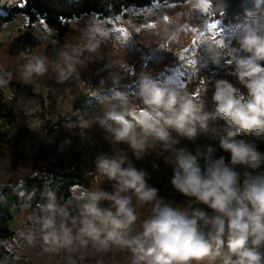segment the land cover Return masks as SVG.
Wrapping results in <instances>:
<instances>
[{
    "label": "clouds",
    "instance_id": "1",
    "mask_svg": "<svg viewBox=\"0 0 264 264\" xmlns=\"http://www.w3.org/2000/svg\"><path fill=\"white\" fill-rule=\"evenodd\" d=\"M221 3L224 11V0ZM106 35L98 25L87 26L83 32L89 41L87 50L98 52L101 37ZM234 36L238 52L213 40L203 42L214 64L231 53L228 62L236 77L235 84L227 79L215 81L210 106L205 98L194 99L185 88L158 84L142 72L138 74L139 105L120 91L101 96L106 83L102 79L93 94L100 97L101 112L88 119L80 116L78 125H67L79 127L83 136V129L98 123L110 142L127 144L137 160L147 153L149 139L155 140L164 152L171 153L173 189L211 214L200 207H173L148 183V173L136 168L126 155L102 154L96 158V171L111 182L112 191L82 190L74 185L73 198L65 204L48 193L47 202L40 205L36 223L46 251L89 245L108 250L116 245L131 252V264H264V171H257L264 168V152L254 142L264 140V14L246 11L235 25ZM58 55L63 63L58 65L57 82L80 78L78 61L69 55L67 46ZM46 61L39 55L26 58L21 82L31 84L45 75ZM91 61L90 57L86 64ZM106 67L117 69L110 71L108 79L118 85L121 69L128 66L111 61ZM11 80L12 73L0 72V88ZM210 124H219L211 131L230 160L217 158L211 145L197 147L195 154L176 147L180 138L195 141L208 133ZM137 204H151L152 211L133 235ZM34 238L28 234L30 243Z\"/></svg>",
    "mask_w": 264,
    "mask_h": 264
},
{
    "label": "rangeland",
    "instance_id": "2",
    "mask_svg": "<svg viewBox=\"0 0 264 264\" xmlns=\"http://www.w3.org/2000/svg\"><path fill=\"white\" fill-rule=\"evenodd\" d=\"M200 3L201 0H191L185 5L155 4L150 9L136 12L135 20L119 21L111 29H106L97 17H85L71 23L70 31L64 38L57 37L40 24L29 25L27 19L21 15L3 25L0 28V72H10L11 81L21 82L22 65L26 58L33 55L47 58L48 72L34 78L33 83L29 84L35 88V95L32 97H24L12 83L0 88L3 101L13 107L14 113L18 115L14 123L0 120V137L11 139L28 133L24 140L14 139L15 143L21 144L19 150L24 156L21 160L15 158L11 144H1L0 188L8 184L9 180L20 184L26 177L34 174V153L37 145L47 138L58 140V157L66 160L82 157L86 178L90 181V186H83L82 190L100 187L105 191H112L111 182L96 171V158L102 154L110 157L126 155L136 168L148 173L149 184L171 180V153L164 152L155 140L149 139L147 153L143 159L137 160L127 144L110 142L98 123L83 129V136L80 135L79 127L70 129L67 125L75 122L78 125L82 122L80 116L88 119L101 112L100 97H94L93 94L101 87L102 79L106 83L101 96H111L114 91H120L126 93L129 99L138 105V74L142 72L150 74L158 84L185 88L194 99L205 98L209 106L216 80L227 79L235 84L233 65L228 62L230 52L219 64L212 63L207 57L203 42L215 40L214 34L205 29L206 24L213 20H209L206 13L197 7ZM23 5L24 0H0L2 12ZM165 16L168 17L167 21L164 20ZM149 24H154L155 27H147ZM90 25H98L107 33L101 37L96 53L87 50L89 41L83 36L84 30ZM218 27L220 31L216 39L220 40L225 48L238 52L239 45L234 31L221 23ZM119 28L125 29L127 39L116 31ZM201 32H204V36H200ZM194 39H199L196 50L185 52V49L192 48ZM65 46L74 61H78L80 78L73 77L64 83H58L56 73L58 65L63 63L58 52ZM181 54L186 59H195L196 67L190 68L181 61ZM90 57L93 61L86 64ZM111 61L128 66L121 69L118 85H113L108 79L110 71H117L106 67ZM20 113L22 117L19 116ZM218 127L219 124H210L209 132L199 135L195 141L180 138L176 147H184L193 154L197 147L203 148L206 145L217 149L219 138L211 129ZM66 140L70 143H65ZM104 204L107 205V202ZM151 211V204L136 205L137 221L133 225V235L141 230L142 222L151 215ZM12 213L11 228L15 237L6 243L9 253L1 258L0 264H131V252L116 245L108 250H97L89 245L86 249L77 246L71 250L46 251L39 238V225L36 223V217L41 211L23 207ZM29 233L35 237L31 243L27 239Z\"/></svg>",
    "mask_w": 264,
    "mask_h": 264
},
{
    "label": "trees",
    "instance_id": "3",
    "mask_svg": "<svg viewBox=\"0 0 264 264\" xmlns=\"http://www.w3.org/2000/svg\"><path fill=\"white\" fill-rule=\"evenodd\" d=\"M191 0H24L23 6H15L12 9H0V28L12 22L15 16L25 17L29 25L40 24L52 31L57 37L64 38L70 31L71 23L85 17H97L103 22L106 29H111L119 21L135 20L136 12L152 8L155 4L185 5ZM225 9L222 10L221 0H208L209 10L206 13L209 20H219L220 23L234 31L235 25L241 22L248 10L258 11L264 14V0H260L257 8V0H224ZM16 90L24 97L35 95V88L22 82L11 81ZM22 117V113L20 115ZM18 115L13 107L8 106L0 95V120L5 119L14 123ZM28 133L17 135L11 139L0 137L1 144H11L15 158H24L19 150L20 141L26 139ZM258 150L264 152V140L254 141ZM34 153L33 175L26 177L20 184H14L11 180L0 188V260L8 255L6 243L13 240L15 232L11 228L13 220L12 211H19L26 207L30 210L41 211L40 205L48 200V193H54L57 203L65 204L72 199L74 185L90 186L86 178V170L82 157H72L70 160L58 157L59 142L57 139H46L37 145ZM215 156H224L230 160V154L219 148V141ZM238 171H243L239 166ZM264 171V168L257 170ZM151 186L159 189V196L173 207L195 208L200 207L210 213L203 205H198L175 191L169 181L153 182ZM211 214V213H210Z\"/></svg>",
    "mask_w": 264,
    "mask_h": 264
},
{
    "label": "snow or ice",
    "instance_id": "4",
    "mask_svg": "<svg viewBox=\"0 0 264 264\" xmlns=\"http://www.w3.org/2000/svg\"><path fill=\"white\" fill-rule=\"evenodd\" d=\"M156 7H160V5H156ZM197 7H199L200 9L203 10V12L207 13L208 10H209V4L207 3V0H201V3L199 5H197ZM164 20L167 21L168 20V17L165 16L164 17ZM220 21L219 20H215V21H212V22H209L206 24V31L207 32H210V33H213V39L215 40V42L218 44V45H221L222 46V42L218 39H216V36L219 35V25ZM147 27L149 28H154L155 25L154 24H149L147 25ZM116 31L120 34L123 35V37L125 39H127V32L125 31V29L123 28H119V29H116ZM137 31H139V29H137ZM193 31H196V29H193ZM200 36H204V32H201L200 33ZM199 43V39H194L193 42H192V48L191 49H185L184 51L185 52H192V51H195L196 50V45ZM179 59L181 61H184V63L190 67V68H195L196 67V61L195 59H192V58H185V56L183 54H181V56L179 57Z\"/></svg>",
    "mask_w": 264,
    "mask_h": 264
},
{
    "label": "built area",
    "instance_id": "5",
    "mask_svg": "<svg viewBox=\"0 0 264 264\" xmlns=\"http://www.w3.org/2000/svg\"><path fill=\"white\" fill-rule=\"evenodd\" d=\"M131 259H132V257H131Z\"/></svg>",
    "mask_w": 264,
    "mask_h": 264
}]
</instances>
